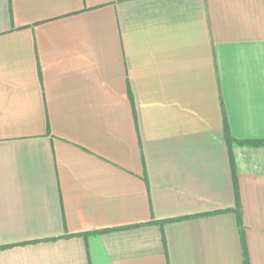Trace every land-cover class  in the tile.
Listing matches in <instances>:
<instances>
[{
	"label": "crops",
	"instance_id": "crops-1",
	"mask_svg": "<svg viewBox=\"0 0 264 264\" xmlns=\"http://www.w3.org/2000/svg\"><path fill=\"white\" fill-rule=\"evenodd\" d=\"M0 264H264V0H0Z\"/></svg>",
	"mask_w": 264,
	"mask_h": 264
},
{
	"label": "trees",
	"instance_id": "trees-1",
	"mask_svg": "<svg viewBox=\"0 0 264 264\" xmlns=\"http://www.w3.org/2000/svg\"><path fill=\"white\" fill-rule=\"evenodd\" d=\"M225 127H226V129H225V140H227V144L229 145V147L233 144V143H238V144H240V145H242V144H245V143H250V144H252L253 146H255V145H261L262 144V142H259V141H255V142H251V141H238V140H235L232 136H231V134H230V132H229V129H228V127L225 125ZM226 211H228V210H226ZM238 214H239V212H237ZM185 218H190V217H181V218H175V219H169V220H167L166 222H172V221H179V220H183V219H185ZM161 222H165V221H161ZM105 231H108V230H105Z\"/></svg>",
	"mask_w": 264,
	"mask_h": 264
}]
</instances>
